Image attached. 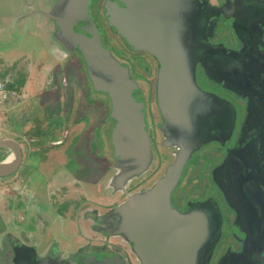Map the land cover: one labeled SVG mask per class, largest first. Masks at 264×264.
I'll return each instance as SVG.
<instances>
[{
  "label": "flooded vegetation",
  "instance_id": "flooded-vegetation-1",
  "mask_svg": "<svg viewBox=\"0 0 264 264\" xmlns=\"http://www.w3.org/2000/svg\"><path fill=\"white\" fill-rule=\"evenodd\" d=\"M37 1L32 12L48 20L51 44H56L66 54L65 60L70 65L73 55L81 60H78L81 68L76 69L78 75L72 76L71 80L66 75V78L53 80L52 98L56 101L60 91L68 100L77 95L79 109L76 111L71 105L67 113L55 111V118L49 119L58 121L62 115L74 118L71 127H64V130L61 121L62 124L52 129V137L48 138L50 144L41 146L51 149V152L58 148L61 155L59 159L51 158L46 165L48 172L58 173L48 181L53 184L55 194L51 193L54 198L47 211L38 209L34 191L28 192V198L23 196L26 188L19 171L23 169L25 160L23 143H20L23 157L18 169L0 177L1 181L17 175V186L14 190L10 188L13 194L9 192L7 195L13 205L0 207L1 264L5 261L16 264V250L23 245L30 247L34 264H63L61 259H66L65 264H84L82 261L91 256L98 260L119 256L123 264H140L133 244L115 232L119 230V215L110 212L128 196L154 187L167 174L180 152L172 126L167 124L168 115L159 103L161 62L146 47L153 46L149 37L162 31L167 33L169 25L175 39L191 42L198 50L194 83L201 93L210 97L202 96L204 100L194 107L198 117L205 115L209 127L204 129V134H195L194 142L183 143L189 151L178 181L170 192L172 206L181 213L196 205L219 209L221 232L212 250L202 257V264H264V7L260 6V10L254 12L264 0H256V3L248 0H130L133 4L135 1L144 3L147 16L154 21L145 25L147 40L150 41L146 46L139 37L128 40L110 23L107 2L124 7L126 3L123 0H89L88 13L74 23V31L90 37V31L97 33L102 50L100 58L114 59L121 73L118 77L131 84L130 102L134 112H142L148 136L146 165L141 171L139 160L129 158V165L133 164L138 169L123 186L109 181L112 171L121 170L122 162L112 141V133L120 125L118 117L111 115L113 102L107 92L95 89L78 44L60 32L56 19L45 14L66 12V6L61 8L62 0ZM137 9L139 6H134L131 16L134 22ZM236 21H239V32L234 27ZM194 42L198 45L194 46ZM164 97L167 114H189L188 107L169 104V101H181L182 96L172 95L166 89ZM195 97L201 99V96ZM75 114L81 117L82 130L73 138L70 130L77 132ZM23 119L24 116L21 121ZM176 120L184 121V117ZM48 123L45 126L36 123L39 135L36 139L30 137L35 143L43 140ZM56 131L59 135L55 134ZM53 134L61 135L58 145L51 143ZM22 135L28 142V134ZM14 138L20 142L18 136ZM129 144L133 145V140H129ZM32 147L35 148V144ZM8 154L9 150L0 149V160ZM77 188L84 196L73 198L79 203L70 204L73 207L70 213L75 216L71 220L76 228L73 237L77 238L75 242H79L76 250L59 247L60 241L55 238L52 239L55 242L53 249L42 248L38 243L34 245L36 241L29 240V234H25L27 231L22 222L26 219L25 211H32L34 216L30 219H36L32 225L37 229L39 220L43 218L41 213L47 214L55 203H64V198L71 197L64 195L67 190ZM24 202L27 208L20 206ZM32 230L30 234L34 233ZM42 231L39 229L38 233ZM104 242H110L107 244L109 247ZM72 243L74 241H70ZM87 248L92 250L83 256L82 250ZM105 248L111 251L98 254Z\"/></svg>",
  "mask_w": 264,
  "mask_h": 264
},
{
  "label": "water",
  "instance_id": "water-1",
  "mask_svg": "<svg viewBox=\"0 0 264 264\" xmlns=\"http://www.w3.org/2000/svg\"><path fill=\"white\" fill-rule=\"evenodd\" d=\"M123 1L126 3L124 7L115 2H107L106 12L109 21L128 40L133 41L134 38L139 37V41L145 46L150 41L153 44L151 48L146 47L161 62L159 103L165 115L170 116L166 111L164 97L166 89L172 95L182 96L181 101H169V104L183 105L190 111L189 114L186 112L182 116L177 115L176 112L170 117L166 116L167 124L172 126V131L176 135L180 152L167 174L154 187L146 192L128 196L126 201L110 212L119 215L120 218L119 230L116 229L115 232L122 234L127 241L133 244V251L138 256L140 264H198V262L202 264V257L212 250L219 238L220 211L215 206L196 205L189 211L181 213L174 209L170 198V192L178 181L189 151L184 144L194 142L195 134H204V129L208 130L209 127V123L206 125L205 115L198 117L194 108L204 100L202 96L210 98L207 94L201 93L194 83L195 56L198 50L196 47L193 48L191 42H181L175 39L170 25L167 33L162 31L159 35L149 37L150 41L147 40L145 25L154 22L147 16L148 12L145 11L147 7L144 8V3L139 4V1H135L134 4L130 3V0ZM248 1L256 3V0ZM88 3L89 0H62L61 8L66 6V12L60 15L45 14L56 19L61 29L60 32H63L73 43L78 44L95 89L107 92L113 102L111 115L118 117L120 125L113 131L112 141L122 161L120 163L121 173L117 175L114 182L117 181L120 186H123L128 183L132 173L137 172L138 169H135L133 164L129 165V158L138 159L139 170L144 169L148 158V136L142 112L138 110L134 112L130 102L131 84L118 77L121 73L114 59L100 58L102 50L97 33L90 31L92 34L90 37L74 31V23L88 13ZM261 4L254 12L260 10V6L264 7V2ZM134 6H139L134 16L135 22L131 18ZM160 23L163 24L162 21ZM239 26V21L234 22V27L238 32ZM159 27L160 25L156 27L157 30ZM196 45H198L197 42H194V46ZM195 96H201V99ZM181 117H184V121L176 120ZM129 140H133L134 144L130 145ZM0 149L9 150V154L0 160V177H2L18 169L23 155L20 142L12 137L0 135ZM124 175L128 179L127 182L124 180ZM29 250L30 247L27 245L17 248L16 264H34ZM118 257L98 260L91 256L84 259V264H123Z\"/></svg>",
  "mask_w": 264,
  "mask_h": 264
},
{
  "label": "crops",
  "instance_id": "crops-1",
  "mask_svg": "<svg viewBox=\"0 0 264 264\" xmlns=\"http://www.w3.org/2000/svg\"><path fill=\"white\" fill-rule=\"evenodd\" d=\"M25 2L19 5L18 10L15 9L9 15L6 9H2L4 7L3 4L6 3L0 0V80H4L11 90H15L18 93V96H13L7 104L0 108V129L1 131L3 129L10 131L4 123L5 120L2 113L4 114L14 107L13 104L27 103L28 108L26 110L31 111L32 117L26 118L24 116L25 119L21 121L20 129L22 134H30L32 138L36 139V136L39 135L36 126L37 122L45 126L50 118H55V111L57 113L61 111L62 114L67 113L66 110H70L71 105L77 111L79 109V99L75 95L73 100H68L61 91L59 93L60 97L58 96L56 101L52 98L53 80H58L61 77L66 78L65 75L71 80L72 76L70 73L72 69L69 67L68 60H65L66 54L62 53L56 44H51L50 42L51 26L46 17L35 11L32 12L37 3ZM24 14H29V16ZM15 29H18L19 32ZM26 41H28V44L24 47L23 43H26ZM17 63L20 64L17 70L8 71V65L15 66ZM57 69L61 70V72L56 71ZM21 73L26 74L23 79L21 78ZM17 80H23V83H18ZM75 82V85H77V80ZM55 103H57V106H55ZM79 117H76L75 123L77 132L74 133V131L70 130L73 138H76L77 134L82 130V121L81 117ZM59 119L63 123L61 124L64 130V127H71L70 123L74 118L72 115H69V118L62 115ZM48 125L50 124L48 123ZM13 131L10 132L12 133ZM44 132L46 133L47 129H44ZM11 133L7 137L14 138V134H19L18 131H14L13 135ZM56 133L59 135L58 131ZM55 134H53L54 137L51 143L58 145L57 142H60L61 135L58 137ZM48 137L51 139L52 134H49ZM32 138L28 140V144L31 146L36 142ZM47 150H49L48 153L50 154H48L49 163L51 158L53 160L61 157L60 152L58 153V148H54L52 152L51 149ZM51 153L55 156H52ZM71 159H73L72 156Z\"/></svg>",
  "mask_w": 264,
  "mask_h": 264
},
{
  "label": "rangeland",
  "instance_id": "rangeland-1",
  "mask_svg": "<svg viewBox=\"0 0 264 264\" xmlns=\"http://www.w3.org/2000/svg\"><path fill=\"white\" fill-rule=\"evenodd\" d=\"M6 4H3L4 7L2 9H6V11L8 12L9 15H11L13 13V11L15 9H19V5H22L23 3H26L25 1L27 0H3ZM28 2H35V0H28ZM36 2H38L36 0ZM39 2H41L39 0ZM46 2V1H45ZM43 3V2H42ZM23 10V9H20ZM16 27V26H15ZM18 30V29H15ZM19 32V30H18ZM17 32V33H18ZM28 44V41H26V43H23V46L26 47V45ZM80 60L76 55H73L72 57H70V63L73 65H70V69H72L73 73L71 72V76H76L77 74V70H79L80 67V62L78 61ZM69 64V62H68ZM20 64H16L15 66H11L8 65V71H13V70H17L18 66ZM22 70V69H21ZM76 72V73H75ZM25 73V72H24ZM21 73V78L23 79L26 74ZM78 75V74H77ZM56 77V76H55ZM11 81H15V80H11ZM17 82L19 83H23V80H17ZM14 107H12L11 109H9L8 111H6L4 114L2 113V115L4 116V120H5V124L8 126L10 131H18V134H14L13 132L11 133L10 131H5L4 129L0 132V135L3 137H7V135H9L10 133L13 135L14 137L19 138L20 143L24 144V153H25V160L23 162L22 168L19 171L22 174V178L24 179V185L26 190H24L25 192L23 193L24 198H28V192L29 191H34L35 192V198H37L36 200H38L39 206L38 209L40 210V212L43 211H47L48 208V204L49 202L52 203L54 197H52V194H55L54 192V186L52 183L48 182L51 178H55L56 173L54 172H48V166H46L49 163V157H48V150L47 148H41V146L43 145H49V137L48 135L51 134L52 129L55 128L57 125H60L61 120L58 121H54L53 119L49 120L50 125L47 127V132L45 133V136L43 138L42 141H39L41 144H37L35 143V148L32 147L31 145L28 144V142L26 141V139L23 138V135L21 133V119L23 116H26V118H30L32 117L31 111L26 110L27 107V103H22V104H13ZM31 110V108H30ZM31 114V115H30ZM39 124H41L39 122ZM28 137L30 138L31 135L29 134ZM52 154V153H51ZM50 155V154H49ZM121 170L116 171V172H111V174L109 177V181H111L112 183H114V180H116L118 177L117 175L120 174ZM109 171H107L108 173ZM49 173V174H48ZM17 175L15 174L12 177H8L5 178L3 180L0 181V207H6V206H11L12 201L10 200L9 195L12 191L14 190V188L17 186V180H16ZM127 177L124 175V180L125 182L128 181ZM22 181V179L20 180V182ZM23 183V181H22ZM115 184H117V181L115 182ZM10 188H12L13 190L11 191ZM80 188L77 189H69L66 192H60L62 194L66 195H70V198H64V203H55L54 204V208L49 210L47 212V214H43L42 215V219L39 220L40 223V227L39 228H35V226L32 225V223H34L33 221H35L36 219H30L33 215L32 211H25V215H26V219L23 220V225L24 228L27 232H25V234H29L28 239L31 241H36L33 243H36L34 245H38L42 248H47L53 249V246L55 245V242H53L52 239H57L60 241V244L58 245L59 247H65L67 250H76V245H79V242H75L77 240V238L74 236L73 237V232L74 230H76L75 226L73 225V223L71 222V220L74 219V214H71L70 212L73 211V207L70 204H76L79 203L78 201H75L78 196L83 197V193L80 191ZM108 192L107 190H105V193ZM31 194V193H30ZM13 196V195H12ZM55 197L57 195H54ZM75 200H74V199ZM99 198V197H98ZM28 200V199H26ZM32 202V200H31ZM30 202V203H31ZM29 203V204H30ZM32 206V204H30ZM20 206L22 207H28V205L25 204V202L22 204H20ZM77 206V205H76ZM75 206V207H76ZM29 210V209H28ZM111 217V216H110ZM30 219V220H29ZM108 223V221H107ZM34 228V230H32ZM40 230H43L42 232L38 233ZM30 230H32L34 233L30 234ZM109 234V233H108ZM32 235V236H31ZM70 241H74V243L70 244ZM31 243V242H29ZM114 244L116 242H113ZM110 245V242H104V245ZM107 245V246H108ZM57 246V247H58ZM72 247V248H71ZM75 247V248H74ZM109 247V246H108ZM92 249L87 248V250L83 249L82 250V255H87L88 253L91 252ZM111 251V249L109 248H105L102 251L98 252V254L102 255L107 253L108 251ZM65 253V252H64ZM68 254L71 252H67ZM97 253V252H96ZM99 255V256H100ZM62 258V257H60ZM57 261H59L60 259L57 258ZM83 260V259H82ZM61 261H63V264L66 263V259H61ZM84 263V261H82ZM1 264V262H0ZM4 264H9L8 261H5Z\"/></svg>",
  "mask_w": 264,
  "mask_h": 264
},
{
  "label": "built area",
  "instance_id": "built-area-1",
  "mask_svg": "<svg viewBox=\"0 0 264 264\" xmlns=\"http://www.w3.org/2000/svg\"><path fill=\"white\" fill-rule=\"evenodd\" d=\"M13 96H18V93L11 90L4 80H0V108Z\"/></svg>",
  "mask_w": 264,
  "mask_h": 264
}]
</instances>
